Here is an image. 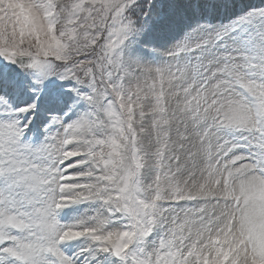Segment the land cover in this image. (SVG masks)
Segmentation results:
<instances>
[{
    "label": "snow or ice",
    "instance_id": "snow-or-ice-1",
    "mask_svg": "<svg viewBox=\"0 0 264 264\" xmlns=\"http://www.w3.org/2000/svg\"><path fill=\"white\" fill-rule=\"evenodd\" d=\"M187 3L0 0V264H264V0Z\"/></svg>",
    "mask_w": 264,
    "mask_h": 264
},
{
    "label": "rangeland",
    "instance_id": "rangeland-1",
    "mask_svg": "<svg viewBox=\"0 0 264 264\" xmlns=\"http://www.w3.org/2000/svg\"><path fill=\"white\" fill-rule=\"evenodd\" d=\"M256 2V0H252ZM158 6L159 16L155 22L156 42L161 46L166 41L178 38L182 31L194 20L196 17L192 14L187 0H155ZM220 18H226V14H217ZM164 22H168L161 32ZM4 63H7L4 61ZM63 83V82H59Z\"/></svg>",
    "mask_w": 264,
    "mask_h": 264
}]
</instances>
